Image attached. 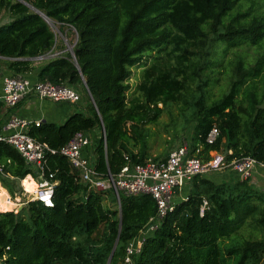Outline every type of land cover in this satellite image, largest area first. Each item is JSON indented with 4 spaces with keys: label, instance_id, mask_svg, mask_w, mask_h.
Returning a JSON list of instances; mask_svg holds the SVG:
<instances>
[{
    "label": "trees",
    "instance_id": "obj_1",
    "mask_svg": "<svg viewBox=\"0 0 264 264\" xmlns=\"http://www.w3.org/2000/svg\"><path fill=\"white\" fill-rule=\"evenodd\" d=\"M239 1L0 0V9L10 16L0 24V67L5 63L12 76H23L38 63L37 82L70 86L79 93L81 87L85 93L76 105L86 104L85 112L73 113L61 125L41 120L28 134L58 150L77 132L90 133L102 125L105 137H99L94 150V169L115 175L125 157L132 164L146 160L145 151L128 149L126 126L154 121L158 104L176 103L189 106L196 120L191 154L206 160L209 152H226L228 162L250 157L264 164V54L248 69L241 60L235 63L232 80L213 101L206 95L210 81L203 77L216 64L210 61L216 47L223 46L225 53L230 47L264 43V17L247 21L248 12H237L225 22ZM36 10L60 29L75 31L72 53L61 47L53 58L34 60L56 47L50 25ZM146 54H154V61L142 72L140 98L129 101L131 69ZM212 127L218 136L209 145L205 139ZM0 166V182L11 196L20 180L37 176L5 143H0ZM47 169L56 183L53 207L29 201L17 213L0 212V264H107L116 239L109 264H120L127 243L155 216V201L148 194L120 193L118 211L113 193L89 188L64 156L49 155ZM210 174L193 177L185 200L175 203L148 234L133 264L262 263L264 191L249 180L230 176L217 182ZM108 196L114 209L104 205ZM203 201L207 205L201 215ZM241 229L253 231L255 238L239 241Z\"/></svg>",
    "mask_w": 264,
    "mask_h": 264
},
{
    "label": "built area",
    "instance_id": "obj_2",
    "mask_svg": "<svg viewBox=\"0 0 264 264\" xmlns=\"http://www.w3.org/2000/svg\"><path fill=\"white\" fill-rule=\"evenodd\" d=\"M59 53H49L35 58L36 62L55 57ZM88 93V92H87ZM89 96V95H88ZM27 97H36L39 100H48L55 103L65 102L71 105L80 103V93L70 86L55 85L50 82H32L23 76H5L2 79L0 103L6 109L15 108ZM41 120L27 119L17 114H11L0 130V143L13 147L24 162L37 171V176L32 177L36 188L33 193L26 191L23 180H20L22 195L28 196L27 201H37L45 207H53V191L56 183L52 181L53 174L47 169L49 155L59 154L68 159L73 168L80 173L81 179L89 188L97 191H111L116 199V207L120 211V193L126 196L148 194L155 201L157 211L150 217L138 235L129 241L125 247V254L120 264H133V257L139 254L148 234L156 231L164 217L174 210L173 195L177 190L186 186L195 176L210 174L229 169L238 174L240 180H252L258 174L264 183V164L250 157H241L226 161L225 154L209 152V158L203 160L191 154L188 144L184 143L173 148L164 160L147 159L143 163L132 164L125 157L126 164L118 173L112 175L99 174L94 169V163L82 158L81 149L90 143L89 133L77 132L60 149L50 148L46 143L34 140L28 131L31 127H38ZM101 134L105 137L101 125ZM218 136V129L212 127L205 139L211 145ZM199 150H197L198 152ZM3 173L0 166V174ZM185 200V197L182 199ZM26 202H17L7 194L5 205L13 204L10 211L15 212L16 207H23ZM207 205L203 201L200 214H203ZM0 212H5L1 209ZM16 211L15 213H17Z\"/></svg>",
    "mask_w": 264,
    "mask_h": 264
},
{
    "label": "rangeland",
    "instance_id": "obj_3",
    "mask_svg": "<svg viewBox=\"0 0 264 264\" xmlns=\"http://www.w3.org/2000/svg\"><path fill=\"white\" fill-rule=\"evenodd\" d=\"M237 12H248L247 21L253 17H264V1L261 0H240L233 8L231 12L225 17V22L229 21V18L235 15ZM10 19V16L5 11V9H0V24L6 23ZM51 30L53 31L56 37V47L53 50V53L61 50V47L67 50L75 43L76 35L75 31L69 26H63L61 29L58 24H54L49 20ZM215 53L213 59L210 61L216 63L210 66L208 70H205L203 77H208L209 85L206 87V95L209 97V101L217 99L221 93L227 88L228 84L233 78L235 63L238 61H243V68L248 69L253 66L255 61L264 54V43H261L259 46H234L227 48L226 52H223V46H218L215 48ZM166 59L164 58V61ZM154 61V54H146L143 59V63L137 67L131 69L132 74L130 80L128 81L129 90L127 93V100L139 99L140 94L138 91V86L142 80V72L145 68L149 67ZM163 64V63H160ZM257 94H260L261 84L258 83ZM246 85L241 89V93H244ZM80 91L82 100H85V93L81 87L77 88ZM192 89H195V86H192ZM242 97V94L240 96ZM160 108V113L154 121L148 119L144 122L137 124L134 128L129 127V124L126 126L128 131L127 147L131 152L137 153L145 151V159L151 160H161L166 158L168 153L175 147L183 145L184 143L188 144L191 150L192 137L194 128L196 125V120L191 113L189 106H183L182 104L168 103L166 105L158 104ZM79 111H83L79 108ZM229 169L213 172L212 176L215 178L221 173H227ZM211 175V174H208ZM217 182L219 180L216 179ZM12 184H16L14 181H11ZM23 180V187L26 189V184ZM18 186V184H17ZM189 184L177 190L173 195L172 202L177 203L180 201V198L187 193ZM19 188L14 189L13 196L10 195L7 189H5L0 182V188H2L5 194L9 195L12 200L17 202H26L28 196L22 195V191L19 192L21 188L19 182ZM264 191L263 188H259ZM16 190V191H15ZM33 193V191H28ZM2 193V192H1ZM1 204H6L4 200H0ZM2 205L1 209L5 212L10 211L13 204ZM104 205L107 208L114 209L115 204L112 202L111 197L108 196L104 201ZM25 205H23L24 207ZM22 208V207H21ZM19 206L14 210L19 211ZM103 227H101L97 234L93 236L97 238L102 233ZM255 233L249 229H241L238 239L239 241L255 238ZM261 264H264V259Z\"/></svg>",
    "mask_w": 264,
    "mask_h": 264
},
{
    "label": "crops",
    "instance_id": "obj_4",
    "mask_svg": "<svg viewBox=\"0 0 264 264\" xmlns=\"http://www.w3.org/2000/svg\"><path fill=\"white\" fill-rule=\"evenodd\" d=\"M33 65L35 67L37 66V68H38L39 64L34 63ZM37 68L32 70L30 73L24 74L23 77L28 78L32 82H36L37 81L36 75L38 72ZM5 76H12V73L8 70L6 64L4 63L0 67V94L2 91V79ZM79 108L80 109L83 108V112H85L86 111L85 110L86 104H83V107L81 108V106L71 105L70 103H65V102L55 103V102L48 101V100H39L36 97L25 98L13 109H6L0 103V130H1L2 126L4 125L5 121L8 119V117L11 114H17V115L22 116V117L27 118V119H32V120L33 119L34 120L39 119L42 121H47V122L55 123L57 125H61L73 113L78 112ZM100 134H101V130H99V129L98 130H92L89 133V137H90L89 145H87L81 149L82 158L88 160V162H90V163H94V161H95L94 150L96 148ZM164 159H161V160H164ZM230 176L235 178L236 180L239 179L238 174L235 173L234 171H231V170H229L227 173H221V175H218V177H216V179H219L221 181H229L228 179H230ZM24 181H25L24 184H26L27 189L32 190L33 184H34L32 181V178L30 179L28 177ZM249 181L256 188H258V189L263 188L264 189V183L261 182V179H260L258 174H256L253 177V179L249 180ZM5 192H6V190H5ZM187 192H188V190H187ZM186 195H187V193L184 194L182 196V198H180V201L184 197H186ZM0 198H3V200L5 201L4 197L1 196V194H0ZM1 205H4V204H1Z\"/></svg>",
    "mask_w": 264,
    "mask_h": 264
},
{
    "label": "water",
    "instance_id": "obj_5",
    "mask_svg": "<svg viewBox=\"0 0 264 264\" xmlns=\"http://www.w3.org/2000/svg\"><path fill=\"white\" fill-rule=\"evenodd\" d=\"M24 4H25V3H24ZM25 5L28 6L27 4H25ZM31 9H33V8H31ZM36 12L39 13V15L44 19V21H45L48 25H50L49 22H48V21H49L48 18H46V17L44 16V14L38 12L37 10H36ZM72 46H73V45H72ZM72 46L68 49V51H69L70 53H72ZM88 95H89V98H90L91 101H92V98H91L89 92H88ZM117 242H118V239H116V241H115V244H114V246H113V249H112V252H111L110 257H109V259H108L107 264H109V262H110L111 256H112V254H113V252H114V250H115V248H116V246H117Z\"/></svg>",
    "mask_w": 264,
    "mask_h": 264
},
{
    "label": "bare ground",
    "instance_id": "obj_6",
    "mask_svg": "<svg viewBox=\"0 0 264 264\" xmlns=\"http://www.w3.org/2000/svg\"><path fill=\"white\" fill-rule=\"evenodd\" d=\"M49 20V19H48ZM49 22V21H48ZM30 178L31 179V177L29 176V175H27L25 178H24V180L26 179V178ZM33 181V180H32ZM33 183H34V181H33ZM35 188H36V185H35V183L33 184V188H32V190H28L27 189V186H26V191H35ZM2 192V193H1ZM0 194H1V196H3L4 197V199H5V197H6V195H5V193H4V191L2 190V188H0ZM0 200H3V198H0ZM0 207H2V205H1V203H0Z\"/></svg>",
    "mask_w": 264,
    "mask_h": 264
}]
</instances>
